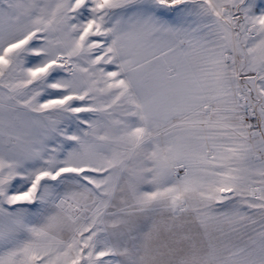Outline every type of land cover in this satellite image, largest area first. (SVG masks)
Masks as SVG:
<instances>
[{
  "label": "snow or ice",
  "instance_id": "1",
  "mask_svg": "<svg viewBox=\"0 0 264 264\" xmlns=\"http://www.w3.org/2000/svg\"><path fill=\"white\" fill-rule=\"evenodd\" d=\"M0 264H264V0H0Z\"/></svg>",
  "mask_w": 264,
  "mask_h": 264
}]
</instances>
